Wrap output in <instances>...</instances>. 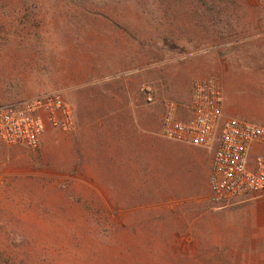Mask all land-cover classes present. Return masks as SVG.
<instances>
[{
	"label": "rangeland",
	"instance_id": "374dc122",
	"mask_svg": "<svg viewBox=\"0 0 264 264\" xmlns=\"http://www.w3.org/2000/svg\"><path fill=\"white\" fill-rule=\"evenodd\" d=\"M213 1L0 0V103L60 91L81 122L68 133L45 122L36 150L0 144V264L256 262L212 250L208 191L106 208L105 164L90 162V107L128 94L162 138L163 101L185 116L199 67L218 77L226 114L264 124V0Z\"/></svg>",
	"mask_w": 264,
	"mask_h": 264
},
{
	"label": "crops",
	"instance_id": "0c3cea01",
	"mask_svg": "<svg viewBox=\"0 0 264 264\" xmlns=\"http://www.w3.org/2000/svg\"><path fill=\"white\" fill-rule=\"evenodd\" d=\"M215 68L221 71L227 94L230 76L225 69ZM195 73L203 78L208 70L199 67ZM244 76L248 80V74ZM226 108L231 111L230 104ZM88 114L84 124L91 130L90 162L105 164V192H98L105 194L106 208L110 201L109 208L124 211L138 210L146 202H182L188 196L207 191L210 194L211 154L199 147L155 137L154 129L159 125L146 123V111L136 110L128 94L124 104L90 107ZM74 121L75 128H80L81 122L75 116ZM214 204L211 209L207 207L215 214L210 230L212 250L231 253L223 258L264 264V193L225 205Z\"/></svg>",
	"mask_w": 264,
	"mask_h": 264
},
{
	"label": "built area",
	"instance_id": "2783aa9c",
	"mask_svg": "<svg viewBox=\"0 0 264 264\" xmlns=\"http://www.w3.org/2000/svg\"><path fill=\"white\" fill-rule=\"evenodd\" d=\"M142 90L154 102L151 86ZM224 95L215 74L192 82L187 114L173 99L163 101L162 138L202 148L211 154L209 198L229 204L264 193V124L223 111ZM45 122L72 132V109L60 91L45 92L19 103H0V144L40 148Z\"/></svg>",
	"mask_w": 264,
	"mask_h": 264
},
{
	"label": "trees",
	"instance_id": "16d2710c",
	"mask_svg": "<svg viewBox=\"0 0 264 264\" xmlns=\"http://www.w3.org/2000/svg\"><path fill=\"white\" fill-rule=\"evenodd\" d=\"M211 1V5H213V7L215 6V5H218L219 3H215L214 1L212 2V0H210ZM208 6V8H210V9H213V7L212 6H209V5H207Z\"/></svg>",
	"mask_w": 264,
	"mask_h": 264
}]
</instances>
